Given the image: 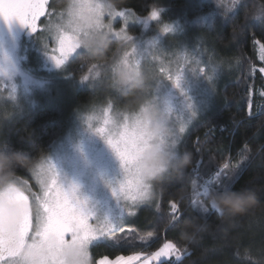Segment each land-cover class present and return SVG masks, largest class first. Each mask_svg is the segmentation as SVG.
Instances as JSON below:
<instances>
[{
  "label": "rangeland",
  "instance_id": "374dc122",
  "mask_svg": "<svg viewBox=\"0 0 264 264\" xmlns=\"http://www.w3.org/2000/svg\"><path fill=\"white\" fill-rule=\"evenodd\" d=\"M203 1L208 4L215 1L217 9L219 6L224 7V0ZM90 2L103 4V0H90ZM228 2L230 4L233 0ZM153 10L159 12L158 19H151ZM153 10L141 15L127 8L116 6L111 9L104 8L101 16L102 27L99 29L107 33L108 41L121 40L120 49L110 63L91 64L77 80L73 79L69 73V66L78 54L85 52L82 47L65 57L64 63L59 67L54 59L50 58L60 57L59 35L72 34L71 29L66 32L63 29L60 33L57 32V27L61 25L67 27L70 19L65 0H47L45 15L36 22L35 32L28 29L24 37L11 36L2 42L0 47V123L12 115L13 107L20 104L43 105L69 102L68 99H73L75 90L84 87L91 88L96 96L95 100L74 111L68 128L55 141L51 151L31 166L30 174L33 183L11 177L0 183V189L12 187L28 197L32 220L26 243H32L31 237L36 231L35 211L39 204L37 198L41 200L46 198L45 189L52 188L53 179H56L59 190L77 196L98 218H108L113 222L122 218L119 230H114V235L116 232L130 228L143 207L158 205L159 197L154 180L149 183L146 199L133 203L122 196L119 198V187L125 183L127 174L124 173L120 159L113 157L115 152L108 144L107 138L116 136L121 130L125 116L136 115L137 105L133 97H129L126 105L117 102L119 98L129 93L128 90L126 94H122L111 86L112 71L117 63L132 69L138 68L149 74L151 79L148 95L164 112L171 129L165 142L176 146L181 152H183V139L190 127L217 109L221 100L220 88L237 74L238 65L219 56L212 47L214 41L200 30V28H214L215 25L212 22L215 18L212 19L214 16L212 11H205L198 17V21H188L184 24L180 18L176 20L177 17L168 19L170 17L168 15L172 13L170 10L163 8ZM121 12L122 14L118 15ZM218 14L219 11L216 17ZM205 22L209 25L206 26ZM166 25L172 30L164 32ZM130 27H139V32L130 31ZM260 45L261 58L264 52ZM261 60L264 59L261 58ZM161 69L164 71L162 72ZM177 73H180L179 86L167 78L169 74L175 76ZM103 95L105 99L101 98ZM99 128L106 129L104 135L96 131ZM181 128L183 131L180 130ZM102 144L106 147L102 150L103 155L96 154V150L92 151L90 148ZM42 161L46 170L43 184L36 170V165ZM81 162L85 165V185L82 188L73 189V185L78 183L74 171L78 170ZM48 169L51 170L47 171ZM209 178L197 180L193 185V202L203 214L210 209H215L212 205L211 208L206 206L205 199L208 195L201 194ZM176 212L177 207L174 214ZM89 223L96 225L98 221L93 218L89 220ZM65 239L69 241L63 246L62 255L65 264H69L66 253L78 247L70 241V236H66ZM100 241L105 240L101 239L89 245L91 264H93L91 247ZM167 242L174 243L171 240L164 243ZM50 243H55L54 238H50ZM182 257L183 253L179 249V252L171 259L180 260ZM101 259L98 260V264ZM160 262L155 261L154 264Z\"/></svg>",
  "mask_w": 264,
  "mask_h": 264
},
{
  "label": "trees",
  "instance_id": "16d2710c",
  "mask_svg": "<svg viewBox=\"0 0 264 264\" xmlns=\"http://www.w3.org/2000/svg\"><path fill=\"white\" fill-rule=\"evenodd\" d=\"M223 3L224 7L219 9L215 1L208 4L203 0H116L114 4L141 15L154 8L170 10L168 19L177 17L184 24L212 11L214 28L200 30L214 41L212 47L217 54L236 63L238 68L237 74L220 88L217 109L186 133L182 151L190 157L187 167L178 175L167 173L154 179L158 205L143 207L130 228L115 233L113 239L127 241L126 245L111 241L95 243L91 247L93 264L105 256L114 259L118 255L152 252L167 240L178 246L183 257L163 260V264H264V72L261 71L264 60L259 49V44H264V0ZM131 30L139 32V27H130ZM120 42L109 40L99 56L78 54L69 66L72 78L77 80L91 64L110 63L120 49ZM136 95L137 91L130 89L117 102L126 105L129 97L135 100ZM95 99L92 89L84 87L77 88L69 102L13 107L12 115L0 123V155L10 158L18 154L30 161L10 173L6 159L4 179L33 183L31 166L51 151L68 128L74 111ZM217 170L228 176L236 173L231 190L253 189L259 194L258 201L232 218L215 209L205 214L199 211L193 202V185ZM205 203L211 208L208 198ZM173 205L177 207L175 214ZM189 223L193 225L191 234H185Z\"/></svg>",
  "mask_w": 264,
  "mask_h": 264
},
{
  "label": "snow or ice",
  "instance_id": "6c2138e0",
  "mask_svg": "<svg viewBox=\"0 0 264 264\" xmlns=\"http://www.w3.org/2000/svg\"><path fill=\"white\" fill-rule=\"evenodd\" d=\"M76 3L74 12L69 13L67 27L63 25L57 27L58 33L62 29L65 32L71 29L72 32L71 35H59L60 57H50L54 59L58 67L64 63L65 57L81 47V32L73 23L76 15L87 13L95 16L98 28L102 27L101 16L104 11L102 3H92L90 0H76ZM46 4L47 0H0V18L6 22L18 21L35 32L36 22L45 15ZM121 14L122 12L118 13V15ZM158 17L159 12L153 10L151 19H158ZM171 30L167 25L163 29L164 32ZM260 48L264 52V44H261ZM261 58L264 59V55ZM161 71L164 70L161 69ZM261 71L264 72V69ZM167 78L179 86L180 73L175 76L169 74ZM180 130L183 131V128ZM96 131L104 135L106 129L99 128ZM107 142L119 157L124 173L127 174L125 183L119 187V198L122 196L133 203L146 199L150 186L145 170L139 164L140 157L147 146L143 122L137 115L125 116L121 130L116 136L107 138ZM36 170L43 184V178L46 175L43 161L36 165ZM235 178L236 173L228 176L223 170H217L206 181V187L201 194L207 196L210 191H232ZM45 197L43 200L37 198L39 204L35 211L36 231L31 237L32 243H26L32 220L28 197L12 187L0 189V262L4 264H65L62 249L69 241L65 239L66 236H70V241L81 250L80 264H91L89 245L93 242L103 239L121 246L128 243L122 239H113L114 230H119L122 218L115 222L108 218H98L77 196L59 190L56 179L52 180L51 189L46 187ZM17 217L20 222L14 224ZM93 218L98 221L96 225L89 223V220ZM50 238H54L55 243H50ZM178 252L179 249L174 243L167 242L158 251L150 254L137 252L127 256L118 255L115 259L105 256L99 264H154L155 261H161L163 264V260L171 259Z\"/></svg>",
  "mask_w": 264,
  "mask_h": 264
},
{
  "label": "clouds",
  "instance_id": "9594fccd",
  "mask_svg": "<svg viewBox=\"0 0 264 264\" xmlns=\"http://www.w3.org/2000/svg\"><path fill=\"white\" fill-rule=\"evenodd\" d=\"M116 0H103V6L111 9ZM68 13L74 12L77 7L76 0H65ZM73 23L81 32L80 46L90 56H99L108 43V35L97 26V18L87 13H81L74 17ZM151 77L143 70L132 69L124 64L117 63L112 71L111 86L122 94L135 89L137 95L134 103L137 105L136 115L144 125V135L147 146L144 149L139 164L145 170L147 182L151 183L155 178L166 174H180L189 164V154L177 150V147L166 143L171 129L167 124L165 114L158 108L149 95V81ZM9 160L8 172L12 173L17 166H25L30 159L21 155L6 157L0 155V181L5 178L4 161ZM259 199V194L253 189L241 191L212 192L208 193L209 203L218 213L226 218H232L246 211ZM193 225L189 223L185 227V234H191ZM69 264H80L81 250L71 249L66 253Z\"/></svg>",
  "mask_w": 264,
  "mask_h": 264
},
{
  "label": "water",
  "instance_id": "95a60500",
  "mask_svg": "<svg viewBox=\"0 0 264 264\" xmlns=\"http://www.w3.org/2000/svg\"><path fill=\"white\" fill-rule=\"evenodd\" d=\"M28 29V26L22 25L18 21L6 22L2 18H0V47L5 38L11 36H24L27 33Z\"/></svg>",
  "mask_w": 264,
  "mask_h": 264
},
{
  "label": "flooded vegetation",
  "instance_id": "af4514ba",
  "mask_svg": "<svg viewBox=\"0 0 264 264\" xmlns=\"http://www.w3.org/2000/svg\"><path fill=\"white\" fill-rule=\"evenodd\" d=\"M25 36V35H24ZM24 36H21V37H24ZM105 146V144H102V145H98L97 147H90L91 148V150L92 151H94V150H96L95 152H96V154H99V155H103L104 153H102V150H103V148H106V147H104ZM88 149H89V147H88ZM113 150V149H112ZM106 152V151H105ZM115 156H113V157H115V158H118L119 159V157L117 156V154L115 153L114 154ZM83 156V155H82ZM84 157V156H83ZM117 162V161H116ZM84 171H85V165H84V163L83 162H81V165H80V167L78 168V170L76 171H74L75 172V175H76V178L78 179V183L77 184H75V185H73V189H79V188H82V187H84V182H85V174L86 173H84ZM19 222H20V220H19V217H17L16 218V220L14 221V224H19Z\"/></svg>",
  "mask_w": 264,
  "mask_h": 264
}]
</instances>
